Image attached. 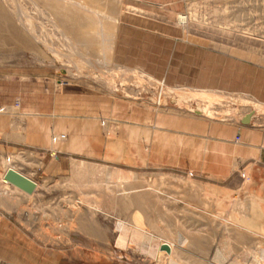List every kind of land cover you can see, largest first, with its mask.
<instances>
[{
  "label": "rangeland",
  "instance_id": "1",
  "mask_svg": "<svg viewBox=\"0 0 264 264\" xmlns=\"http://www.w3.org/2000/svg\"><path fill=\"white\" fill-rule=\"evenodd\" d=\"M263 69L264 0H0V264H264Z\"/></svg>",
  "mask_w": 264,
  "mask_h": 264
},
{
  "label": "crops",
  "instance_id": "2",
  "mask_svg": "<svg viewBox=\"0 0 264 264\" xmlns=\"http://www.w3.org/2000/svg\"><path fill=\"white\" fill-rule=\"evenodd\" d=\"M264 71V69H263ZM264 74V73H263ZM263 100L261 101V103L264 104V91H263V96H262ZM22 114H26V113H22ZM28 114V113H27ZM6 118V126L4 127L3 129V139H2V142L1 144L2 145H5L6 147L8 148H20V147H24V146H34L35 148L36 147V144H31L29 142H27V138L29 136L28 132H30V125L29 123L26 121L28 119L27 116H17V118L15 117V115H5ZM255 115L253 113V115L250 117L249 121L252 122L253 124V127H248L246 129V138H247V147L248 149H259L260 151L264 150V128H258L256 127L254 124H256L255 122ZM43 119L47 122V125L45 127V138H46V132H49L50 133V141L51 142H58V141H63L65 138H66V134L63 133V132H54V129L56 128H65V129H69L70 126H77L75 124L81 122V121H85V119L83 118H79L78 115L76 116H69V115H59V116H56V117H52L49 116V115H45L43 116ZM45 124V123H44ZM43 125V124H42ZM230 132H229V135L230 134H235V135H239L240 136V133L238 132L237 130V126L235 125H232L230 124ZM233 129L235 130L233 132ZM65 135L63 138H56V139H52V135ZM44 135V134H43ZM76 132H71L70 133V136L68 138V141L71 137H75V141H76ZM231 137L232 135H230V137L228 138L227 136H223L221 135L220 133L219 134H216V137L215 139H218L220 141H230L231 140ZM67 141V143H68ZM75 143V142H74ZM72 145V144H71ZM67 146H70V144H67ZM44 149V152L43 153H52V150L53 149ZM57 150V149H56ZM58 152H61L58 150ZM258 157H261L260 155ZM36 161V159H35ZM43 161V160H42ZM39 159H37V162H39L40 164H43L42 162ZM44 165V170H43V166H42V170L43 172L46 173V171H48V162L46 164H43ZM18 171V170H17ZM20 172V171H18ZM22 173L25 177L33 180L35 183L36 180L33 178H30L28 175H26L24 172H20ZM45 177V176H43ZM21 190V189H20ZM23 191V190H22Z\"/></svg>",
  "mask_w": 264,
  "mask_h": 264
},
{
  "label": "water",
  "instance_id": "3",
  "mask_svg": "<svg viewBox=\"0 0 264 264\" xmlns=\"http://www.w3.org/2000/svg\"><path fill=\"white\" fill-rule=\"evenodd\" d=\"M249 119H250V114L245 115L242 119V123L248 122ZM5 179L27 193H31L34 190V183L32 181H30L25 176L13 170H8L6 172ZM160 250H165L169 252V247L163 244L160 246Z\"/></svg>",
  "mask_w": 264,
  "mask_h": 264
},
{
  "label": "bare ground",
  "instance_id": "4",
  "mask_svg": "<svg viewBox=\"0 0 264 264\" xmlns=\"http://www.w3.org/2000/svg\"><path fill=\"white\" fill-rule=\"evenodd\" d=\"M177 20L179 21V22H183L184 21V16H182V15H178L177 16ZM161 88V87H160ZM161 92V91H160ZM251 117V116H250ZM8 170H13V171H15V172H18L16 169H14L13 167H11V166H9V167H7V169H6V171H5V173H4V176L2 177L3 178V180H5V181H7L6 179H5V174H6V172L8 171ZM18 173H20V172H18ZM21 175H23L22 173H20ZM24 176V175H23ZM27 178V177H26ZM29 179V178H28ZM30 181H32L33 183H34V186L36 185L35 184V182L33 181V180H31V179H29ZM147 236V235H146ZM145 237V236H144ZM146 239H148V238H146ZM147 241V240H146ZM149 241V240H148ZM163 244H165V245H167L168 247H169V252H167V251H165L166 253H167V255L168 256H170V255H172V253H173V248H172V244L171 243H169V242H164ZM162 244V245H163ZM152 251V250H151ZM158 257V256H157ZM219 257V256H218ZM173 258V257H172ZM172 258H170V260H169V262H171L172 264H178L174 259H172ZM169 264V263H168Z\"/></svg>",
  "mask_w": 264,
  "mask_h": 264
},
{
  "label": "built area",
  "instance_id": "5",
  "mask_svg": "<svg viewBox=\"0 0 264 264\" xmlns=\"http://www.w3.org/2000/svg\"><path fill=\"white\" fill-rule=\"evenodd\" d=\"M64 137V135L63 134H61V135H59V138H63ZM57 138V135L55 136V135H52V139H56Z\"/></svg>",
  "mask_w": 264,
  "mask_h": 264
}]
</instances>
